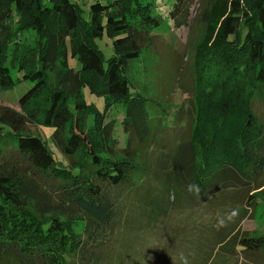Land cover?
<instances>
[{
    "label": "trees",
    "instance_id": "16d2710c",
    "mask_svg": "<svg viewBox=\"0 0 264 264\" xmlns=\"http://www.w3.org/2000/svg\"><path fill=\"white\" fill-rule=\"evenodd\" d=\"M191 2L167 0V19L158 0L96 1L87 21L77 0H0V90L31 86L19 100L22 114L0 108V264H98L128 198L147 195L149 218L158 220L170 193L202 204L264 175V123L252 109L264 94V0H208L204 57L222 51L218 124L176 154L172 184L140 161L146 147L162 151L154 144L176 117L136 85L132 66L170 21L184 24ZM105 35L114 50L108 59L96 42ZM85 89L104 99L103 111ZM121 106L123 148L109 119ZM30 122L47 137L27 129ZM240 246L257 251L264 243L244 238Z\"/></svg>",
    "mask_w": 264,
    "mask_h": 264
},
{
    "label": "rangeland",
    "instance_id": "374dc122",
    "mask_svg": "<svg viewBox=\"0 0 264 264\" xmlns=\"http://www.w3.org/2000/svg\"><path fill=\"white\" fill-rule=\"evenodd\" d=\"M96 1L108 2L77 0L87 21L90 20L89 5ZM166 1L158 0V11L169 19L171 7ZM191 4L184 24L177 27L170 21L169 27L164 25L131 70L136 85L176 117L171 121L172 129L165 131L163 141L158 139L154 144L164 149L146 147L140 158L154 177L169 184L173 183L176 154L187 143L208 139L219 121L222 51L213 54V58L211 54L204 57L205 46L211 43L212 29L206 20L211 4L208 0H192ZM9 25V20L3 23V26ZM3 34L4 28H0V39ZM96 42L106 59L114 55L112 40L107 35ZM70 66L77 71L81 69L77 59L71 58ZM13 75L18 76L15 71ZM30 87L22 83L0 90V108L22 114L19 100ZM84 94L89 103L104 110L103 98L88 89ZM200 99L208 101L205 106L208 109L203 113L198 109ZM252 109L264 123V94L256 97ZM109 113V119L116 121L113 136L123 148L125 109L121 106ZM26 128L44 138L48 135L44 128L32 122ZM146 197H130L124 201L116 232L103 244L98 264H264V246L257 251H243L240 247L244 238L262 239L264 243V175L250 187L221 190L202 204L179 192L170 193L166 201L168 213L158 220H150ZM2 264L16 262L7 260Z\"/></svg>",
    "mask_w": 264,
    "mask_h": 264
},
{
    "label": "crops",
    "instance_id": "0c3cea01",
    "mask_svg": "<svg viewBox=\"0 0 264 264\" xmlns=\"http://www.w3.org/2000/svg\"><path fill=\"white\" fill-rule=\"evenodd\" d=\"M241 247V246H240Z\"/></svg>",
    "mask_w": 264,
    "mask_h": 264
}]
</instances>
